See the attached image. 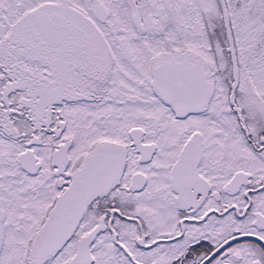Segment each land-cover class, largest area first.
<instances>
[{
  "label": "snow or ice",
  "instance_id": "obj_1",
  "mask_svg": "<svg viewBox=\"0 0 264 264\" xmlns=\"http://www.w3.org/2000/svg\"><path fill=\"white\" fill-rule=\"evenodd\" d=\"M0 264H264V0H0Z\"/></svg>",
  "mask_w": 264,
  "mask_h": 264
}]
</instances>
